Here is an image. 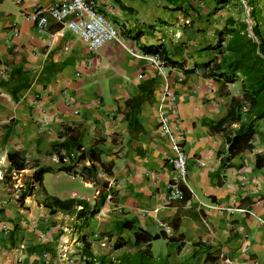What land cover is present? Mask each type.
<instances>
[{"label":"crops","instance_id":"crops-1","mask_svg":"<svg viewBox=\"0 0 264 264\" xmlns=\"http://www.w3.org/2000/svg\"><path fill=\"white\" fill-rule=\"evenodd\" d=\"M66 1L0 0V264H83L85 247L112 264H264V166L255 165L264 145L229 156L225 138L238 125L219 123L241 83L202 67L221 61L207 49L228 18L247 12L246 1L85 0L118 33L97 51L52 20L38 30L25 19ZM251 2L260 26L264 0ZM158 45L163 71L142 49ZM165 89L174 105L162 101ZM161 112L177 121L187 157L186 193L171 203L173 153ZM91 149L104 164L94 162L91 177L57 171L89 167ZM11 153L23 170L9 163ZM41 167L53 172L20 203ZM51 175L79 179L84 191L50 193ZM47 197L82 200L98 213H53ZM233 200L243 211L222 210Z\"/></svg>","mask_w":264,"mask_h":264},{"label":"trees","instance_id":"trees-1","mask_svg":"<svg viewBox=\"0 0 264 264\" xmlns=\"http://www.w3.org/2000/svg\"><path fill=\"white\" fill-rule=\"evenodd\" d=\"M245 1L249 8V19L253 22L251 32L254 37L249 34L250 26L247 18H228L225 25L218 32L216 43L207 49L217 51L221 61L219 62L218 57H214L202 66L209 69L213 76L223 78L228 83L233 84L237 81L241 83V97L232 99L230 110L219 123L221 125L226 123L238 125L233 133L227 134L225 138L230 157L237 155L244 148L251 150L254 143L264 145V39L258 28L253 4L251 0ZM225 2L227 0H222V3ZM142 49L148 54L157 56L164 64L166 63L167 58L163 56L160 45L143 47ZM225 130L226 127L219 129L221 133H224ZM87 158L91 161L89 167L77 168L76 165H72L62 167L57 171L65 172L74 177L89 178L93 175L91 172L93 171L94 162H98L102 168L104 164L100 160V153H96L94 149L88 152ZM8 161L17 171H21L25 167L24 161L16 153L9 154ZM255 165L257 168L264 166V154L257 155ZM51 172H53L51 167H41L36 170L30 180L21 187L18 201L22 203L26 197L30 196L34 186L41 184L43 176ZM179 189L183 198L186 188L184 185H180ZM46 200L49 202L48 207L53 213L56 209L70 211L74 208L77 217L86 219L98 213L97 209H88L82 200H60L57 197H47ZM77 207H81V209L76 210ZM156 237L153 236L152 239H157ZM115 247L118 248L119 245L116 244ZM83 253L86 257H92L86 247ZM97 258L101 261L106 260L105 258ZM137 259L138 257L132 256L133 261ZM116 264L126 263L120 260Z\"/></svg>","mask_w":264,"mask_h":264},{"label":"built area","instance_id":"built-area-1","mask_svg":"<svg viewBox=\"0 0 264 264\" xmlns=\"http://www.w3.org/2000/svg\"><path fill=\"white\" fill-rule=\"evenodd\" d=\"M25 19L34 24L38 30H45L49 20L67 27L76 34L91 51H97L105 44L118 40V33L115 26L103 15L97 13L93 6L85 0H68L66 2L55 3L46 7H40L28 12ZM149 61L163 71L164 63L157 57L152 56ZM167 100L170 105H174L175 96L168 89L162 94V101ZM159 129L168 138L170 150L173 153L171 165L174 176L170 184V191L167 202L171 203L182 198L179 189L180 185L185 184L187 172V157L184 151V134L177 125V121L161 112L158 119ZM111 198V196L109 197ZM235 201L229 207H223L228 213L243 211L235 208ZM221 209V208H220ZM5 228V227H3ZM61 259H66L68 249L63 243L60 247ZM83 264H110L99 260L97 257L82 256Z\"/></svg>","mask_w":264,"mask_h":264},{"label":"rangeland","instance_id":"rangeland-1","mask_svg":"<svg viewBox=\"0 0 264 264\" xmlns=\"http://www.w3.org/2000/svg\"><path fill=\"white\" fill-rule=\"evenodd\" d=\"M242 18H247V22L253 25V22L249 19V8L247 7V12L241 15ZM262 20V19H261ZM260 26L258 28L262 38L264 37V23L260 21ZM46 190L50 193H58L64 195L66 192L72 190L84 191L82 185L80 184L79 179H67L66 176L60 175L59 178L54 177L53 175L47 176L44 182Z\"/></svg>","mask_w":264,"mask_h":264},{"label":"water","instance_id":"water-1","mask_svg":"<svg viewBox=\"0 0 264 264\" xmlns=\"http://www.w3.org/2000/svg\"><path fill=\"white\" fill-rule=\"evenodd\" d=\"M248 24H249V26H250V27H249V34H250L251 37H254V35H253L252 32H251L252 25H251L249 22H248Z\"/></svg>","mask_w":264,"mask_h":264}]
</instances>
